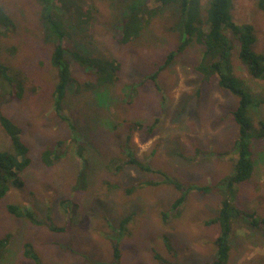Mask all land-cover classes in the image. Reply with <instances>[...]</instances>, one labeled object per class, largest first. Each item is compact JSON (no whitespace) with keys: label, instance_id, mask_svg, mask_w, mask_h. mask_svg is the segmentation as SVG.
I'll return each mask as SVG.
<instances>
[{"label":"rangeland","instance_id":"374dc122","mask_svg":"<svg viewBox=\"0 0 264 264\" xmlns=\"http://www.w3.org/2000/svg\"><path fill=\"white\" fill-rule=\"evenodd\" d=\"M147 1L154 6L153 0ZM0 2L16 25L0 36V62L22 83L18 98V87L8 88L0 78V112L22 127L31 160L23 187H11L0 200V240L10 235L0 250V264H32L23 255L25 243L32 246L39 264L211 263L219 228L208 222L218 215L223 199L219 183L232 173L237 158L238 126L230 113L238 98L221 89L216 77L198 74L197 45L176 55L153 81L147 78L180 44L175 9L161 10L138 40L123 46L117 29L124 0L80 1L95 11L89 27L73 28L65 45L72 78L81 84L95 82L73 51L113 59L121 71L115 84L100 90L76 92L75 85L69 87L63 103L67 120L53 108L56 75L49 63L53 41L39 22L37 1ZM207 6L208 0H202L203 11ZM233 20L255 27L254 51L264 55V12L256 0H234ZM233 63L237 77L255 92L264 91V82L250 80L235 56ZM253 114L264 121V108ZM135 122L142 129L131 132L130 152L154 174L124 165L122 147ZM58 143L61 146L54 151L58 159L45 166L44 149ZM8 148L10 139L0 125V150ZM252 153L255 173L236 188L235 205L264 217V143L254 141ZM167 177L178 180L183 189L168 185ZM192 185L204 191L192 192L188 188ZM181 194L184 204L171 211ZM10 205L31 210L57 227L70 219V231L55 233L15 218L6 211ZM126 217L130 220L120 231ZM232 229L228 264H264V233L240 218L232 221Z\"/></svg>","mask_w":264,"mask_h":264},{"label":"trees","instance_id":"16d2710c","mask_svg":"<svg viewBox=\"0 0 264 264\" xmlns=\"http://www.w3.org/2000/svg\"><path fill=\"white\" fill-rule=\"evenodd\" d=\"M36 1L39 22L44 28L45 35L53 41V47L49 55V63L55 70L56 75V82L52 90L53 108L57 115L68 120L63 114V103L68 88L75 85L76 92H81L84 88L86 90H100L106 85L115 84L119 79L121 65L113 59H106L101 56H85L78 51H73L74 59L87 73L93 75L95 82L81 84L74 80L70 64L66 59L67 48L65 45L73 28L83 29L86 26L89 27L94 19L95 9L93 6L80 2L81 0ZM124 2L126 5L122 8L123 16L117 29L118 42L123 46L138 40L151 20L161 10L168 7L175 9L181 33L180 44L175 50L166 55L163 64L158 67L156 72L147 77L149 80L153 81L160 71L171 64L176 55L182 54L192 45H197L201 48L200 59L196 66L198 74L206 79L216 77L218 86L221 89L238 98L236 109L230 113L231 118L238 126V134L234 142L237 158L232 173L219 183L220 188L218 191L223 194V199L220 203L218 215L208 222V225L218 226L219 235L214 243L215 257L211 263L206 264H228L233 220L240 218L250 228L264 233V217L259 216L254 211L238 209L235 205L236 188L240 184L250 181L255 173L252 144L254 141L264 143V121L261 119L256 120L253 114L255 110L264 108V91L255 92L244 79L237 77L234 74L233 63V57L235 56L250 80L264 82V55L254 51V45L257 42L256 29L252 24H238L233 20L234 0H208V6L204 11L202 0H153V7L148 5L147 0H124ZM256 2L257 8L264 12V0H256ZM15 28L14 20L0 2V36L6 35ZM235 44H237V51ZM0 78L5 80L8 88L18 87L16 97H21V81L16 75L9 76L6 67L1 62ZM13 78L16 80L15 83L10 81ZM11 93L14 94V90ZM0 125L10 139V148L0 150L1 200L7 195L11 187L16 189L23 187V173L31 164V160L28 155L29 150L22 141L24 134L22 127L16 125L1 112ZM140 129H142V124L138 122L133 123L129 128L125 145L122 147V153L126 158L124 165L132 166L147 174H154L150 166L139 161L129 149L131 132ZM78 143L76 141L77 145ZM59 146H61V143L55 145L56 148L47 147L44 149L41 161L45 166H51L54 159H58L56 155L54 156V151ZM77 148L78 155H81L83 150H80V146H77ZM156 174L161 177L164 176L161 172H156ZM165 180L168 181V185L173 184L177 190L183 189L178 180H172L168 177ZM188 188L192 189V192L204 191L203 187L194 185H192V188ZM183 204L184 197L181 194L172 204L171 211H178ZM6 211L15 218H24L34 225L45 226L55 233H66L71 228L70 219L67 220L65 226L57 227L49 221L37 218L31 210L10 205L6 208ZM129 220V217L121 220L119 224L120 231H124V227ZM9 238L10 235L0 240V250L4 248ZM113 249L114 258H118V245L116 244ZM23 255L34 264H39V259L29 243L24 244Z\"/></svg>","mask_w":264,"mask_h":264}]
</instances>
